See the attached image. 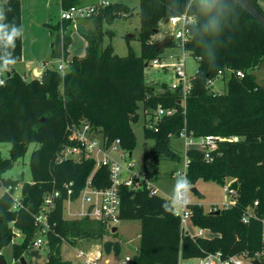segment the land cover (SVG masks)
I'll return each instance as SVG.
<instances>
[{
	"label": "trees",
	"instance_id": "1",
	"mask_svg": "<svg viewBox=\"0 0 264 264\" xmlns=\"http://www.w3.org/2000/svg\"><path fill=\"white\" fill-rule=\"evenodd\" d=\"M79 1L65 0L64 5ZM253 1L261 7L257 0ZM1 2L0 63L11 59L18 62L23 52L21 0ZM224 11L230 27L216 47L203 34L205 17L198 0H140L141 54L130 49L128 55L120 56L112 44L104 42L106 33L113 35V31L104 30V25L130 12L126 3L115 1L86 18L93 22L92 27L78 28L86 40L85 54L73 55L69 60L74 23H47L50 29L62 34L66 74L62 76L51 65L45 67L40 78L24 80L10 65L5 71L6 81L0 85V142L12 144L8 158H3L0 152V189L20 183L2 177V173L24 157L30 143L38 144L30 158L32 179L22 183L23 206L13 209L11 196L4 190L0 195V251L20 233L21 241L13 243V250L17 259L23 256L37 233L34 215L42 205L45 192L55 188L61 190L62 196L50 215L52 230L48 233L45 264H74L63 257V238L73 244L81 238L99 240L105 257L121 253L120 240L106 238L108 223L91 218L68 219L64 215V183L74 182L73 198L77 197L95 167L94 160L66 159L57 163L55 158L65 142L67 125L82 119L88 120L109 142L120 138L122 148L132 152L137 141L132 123L138 120L141 104L149 118L158 106H178L176 113L162 117L157 123L158 130L147 128L145 122L144 135L154 140L151 153L155 159L164 155L180 160L171 139L180 136L184 129L195 137L208 134L238 137L221 141L212 153L211 162L206 161L203 150L187 149L190 162L186 180L194 185L198 179L223 183L226 177H232L239 186L233 202L220 208L219 213L217 209L207 212L201 204H190L192 224L213 233L196 238L182 232L180 219L165 197L152 194L145 186L138 189L121 186L118 219L141 222L139 250L132 255L130 264H178L180 258L193 259L208 253L221 252L223 257H229L241 253L252 256L264 251L262 221L258 218H251L248 223L243 221L247 207L255 201H258L254 207L257 215L264 217V88L251 75L264 60V28L234 0H227ZM184 12L196 21L189 26L190 38L185 48L199 60L185 112L178 103L181 89L172 91L162 82L163 91H159L147 81L145 66L146 61L162 58L164 51L153 46L150 37L154 29L160 30L161 21ZM12 26L21 34L9 42ZM215 54V61L209 62ZM226 69L241 70L244 76L226 75V89L214 92L208 80L217 78L218 72ZM144 171L149 179H154L146 168ZM108 173L107 168H99L93 177L94 184L107 186Z\"/></svg>",
	"mask_w": 264,
	"mask_h": 264
},
{
	"label": "built area",
	"instance_id": "2",
	"mask_svg": "<svg viewBox=\"0 0 264 264\" xmlns=\"http://www.w3.org/2000/svg\"><path fill=\"white\" fill-rule=\"evenodd\" d=\"M65 0H58L60 4L59 21H71L76 22L84 20L93 15H96L100 9L107 7L113 3L110 0H95L93 2H83L80 0L77 3L64 5ZM194 21L193 16L184 12L180 15L170 16L168 18V25H171L169 33L174 35L175 46L180 47L182 53H171L170 58L172 61H165L166 57L155 58L150 61L153 67L163 68L168 70L172 68L174 80L171 83L170 89L175 91L181 89V97L178 103L183 111H186V98L187 94L191 90V79L193 76L187 74L186 70V48L185 44L190 38V25ZM167 34V33H165ZM45 69L46 64L43 63ZM57 68L61 75L64 76L67 71V64L64 58L57 59L53 64ZM50 65V66H51ZM231 73H235L237 76H244V72L237 70L234 72L231 69L220 70L218 72L219 77H224ZM24 80H27L25 76H22ZM209 79L207 84L211 87L214 81L217 79ZM0 80L4 83L6 81V72L0 74ZM3 83V84H4ZM213 90V89H212ZM214 91V90H213ZM216 92V91H214ZM223 90L218 91V93ZM178 111V106H171L165 108L158 106L154 111V114L146 121V127L149 129L158 130L157 123L162 119L164 115H172ZM184 138L185 143V168L182 172L183 183L186 180V170L190 162L186 156V150L190 147L198 148L204 151L205 159L207 162L213 161L212 153L219 147L221 141H233L238 137L223 135L208 134L200 137H195L190 133H187L184 129L181 135ZM65 142L62 144L56 155V162L61 163L66 159H74L81 161L83 159L94 160L95 167L85 182V185L80 190L77 197L73 198L74 194V182H65L64 189H66V198L64 200V215L68 219H83L91 218L96 220H102L106 223H113L118 221V214L120 211V190L121 186L125 185L131 189H138L146 187L152 194H159L160 189L153 184V181L148 178L146 172L143 170L137 171L135 164L132 161V153L124 150L121 146L120 138H116L109 142L107 138L92 127L91 123L82 119L79 123L68 124L66 128V134L64 136ZM131 153V154H130ZM126 162V163H125ZM105 167L108 170L109 184L105 187H98L93 182V177L96 171ZM234 180H236L234 178ZM233 183V182H232ZM225 185L224 189L232 194L236 191L231 187V184ZM22 183L17 185H8L4 187V192L9 194L12 198V208L19 209L23 206L22 203ZM62 196L60 189L53 188L50 191H46L43 196L42 205L37 213H35V224L37 226V233L32 242L33 246L43 247L48 244V233L52 230L50 215L54 211L57 200ZM176 200L180 204V208H174V214L180 219V226L182 232L190 235L192 238L198 236H204L205 229L199 227L197 232H193L190 228L193 226L191 217L193 212L190 208V203H187L185 199V192L183 189H178L176 193ZM258 201L254 202V205L247 207L243 221L248 223L251 218H258L263 223L262 237L264 240V217H259L255 211V206ZM230 205V204H228ZM227 205V206H228ZM66 239L63 238V241ZM71 244L69 240H66ZM64 244V243H63ZM69 251L73 253L76 261L80 264H110L111 260L105 257L100 250H92L86 248V246H80L71 244ZM264 260V251L256 252L254 255L249 256L247 253H241L232 255L229 257H223L221 252L208 253L203 257L193 259L180 258L178 264H255L254 261ZM132 261V255H126L121 262L114 264H130Z\"/></svg>",
	"mask_w": 264,
	"mask_h": 264
},
{
	"label": "rangeland",
	"instance_id": "3",
	"mask_svg": "<svg viewBox=\"0 0 264 264\" xmlns=\"http://www.w3.org/2000/svg\"><path fill=\"white\" fill-rule=\"evenodd\" d=\"M110 1H122L126 3L130 12L127 15H122L117 18L111 24H105L104 30L113 31V35L105 34V44H112L115 53L120 56H126L129 50L132 49L136 54H141L142 41L140 40L141 34V20L139 16L140 0H110ZM257 3L264 10V0H257ZM60 4L54 3L53 0H21V14H22V40H23V58L21 62L16 63L15 70L19 74H23L31 70L32 74L39 76L38 73L43 70V63L46 66H50L52 61L57 59L53 58V49L55 47L58 31L52 30L48 27L47 23L56 24L59 22ZM0 17L3 19V6L0 1ZM0 19V23L2 22ZM72 43L69 46V53L67 59L69 60L73 55L82 56L85 54L86 40L79 33V27H92L93 22L84 19L73 22ZM159 29V28H158ZM171 25H168L165 21L160 22V30L158 33L151 35L153 42L161 39L165 33H169ZM128 35H133L129 37ZM171 53H182L180 47L166 46L161 54L162 57H166L165 61H172L170 58ZM186 70L187 74L193 76L199 66V60L186 51ZM44 71V70H43ZM146 79L150 84L156 85L159 91H163L161 87L162 82H166L168 85L174 80L172 68L164 70L163 68L153 67L151 64L146 68ZM228 76L225 78H217L211 89L218 92L226 89ZM138 120L132 123V127L136 134V146L132 150V161L135 164V169L141 171L146 168L151 176L154 178L153 184L160 189L159 195L165 197L174 208L179 209L180 204L176 200V193L178 189H183L185 192V199L187 203L201 204L208 212L211 209L216 210L227 206L233 202L234 194L224 189L225 185H229L234 181L232 177H226L224 182L216 180L204 181L198 179L194 184L199 191L205 195V198L198 199L191 191V184L187 180L183 183L182 172L185 168V143L182 136H174L171 139V146L177 152L181 158L180 160H173L167 156L160 155L158 159H155L151 153V147L154 144V140L146 138L144 135V125L149 119L148 115H145L142 104L138 109ZM10 142H0V152L3 158L10 156ZM38 147L37 143H30L28 145L26 154L23 158L18 159L12 168L2 173L4 178L17 179L20 183L30 181L32 179V173L30 169V158L33 151ZM158 160V162H156ZM126 163V162H125ZM4 189H0V195ZM109 228L106 238L119 239L122 245V251L118 255H109L111 263L114 264L121 262L126 255H133L139 250L141 222L139 220H118L113 223H108ZM113 227H117L115 231H112ZM193 232H197L199 227L193 225L190 228ZM204 236H212V232L209 229H205ZM20 233L16 234L13 241L2 247L0 253L6 261V264H21V257L16 258L14 256L13 243L20 242ZM63 257L70 259L74 264H80L75 260L73 253L69 251L71 244L66 240L63 242ZM75 245L86 246V248L92 250H100L102 252L101 244L99 240H87L81 238ZM23 257L28 264H45L48 259V249L46 246L37 247L29 246L23 254Z\"/></svg>",
	"mask_w": 264,
	"mask_h": 264
},
{
	"label": "water",
	"instance_id": "4",
	"mask_svg": "<svg viewBox=\"0 0 264 264\" xmlns=\"http://www.w3.org/2000/svg\"><path fill=\"white\" fill-rule=\"evenodd\" d=\"M238 5H240L248 14H250L263 28H264V11L261 7H259L253 0H234ZM168 22V18L165 20ZM155 33L159 32L158 28L154 29ZM132 37L133 35H128ZM174 35L172 33L164 34L163 37L155 42H153V46L156 50L169 46L173 43ZM63 57V44H62V34L58 33L56 38L55 47L53 49V58L61 59ZM145 66H149V61L145 62ZM9 75V74H8ZM251 75L255 77V81L258 86L264 88V60L260 63V65L251 71ZM132 153V152H131ZM130 153V154H131ZM158 162V160L156 161ZM239 183L237 180H234L231 184V187L236 191L238 189ZM190 191L200 200L205 198V195L202 194L199 189L192 185L190 187ZM217 213L220 212V209L216 210ZM117 227H113L112 231H115ZM2 237L1 225H0V240ZM255 264H260V261L255 260ZM0 264H6V261L2 257L0 253ZM21 264H28L25 258L21 257Z\"/></svg>",
	"mask_w": 264,
	"mask_h": 264
},
{
	"label": "clouds",
	"instance_id": "5",
	"mask_svg": "<svg viewBox=\"0 0 264 264\" xmlns=\"http://www.w3.org/2000/svg\"><path fill=\"white\" fill-rule=\"evenodd\" d=\"M201 7L202 14L205 17L204 20V36L210 37L218 47L221 43V37L224 32L229 29L230 22L229 17L225 13L224 9L227 7V0H198ZM2 19V17H0ZM238 17H236V22H238ZM194 23L196 21H193ZM21 34L20 30L12 26L11 31L7 37L8 41L11 42L15 37ZM202 58H204L202 56ZM216 59V54L212 56L209 62H214ZM15 64V60L11 59L7 62L0 63V74L8 70L10 65ZM3 81L0 80V85H3Z\"/></svg>",
	"mask_w": 264,
	"mask_h": 264
},
{
	"label": "crops",
	"instance_id": "6",
	"mask_svg": "<svg viewBox=\"0 0 264 264\" xmlns=\"http://www.w3.org/2000/svg\"><path fill=\"white\" fill-rule=\"evenodd\" d=\"M1 1V0H0ZM93 1H95V0H83V2H93ZM53 2L54 3H59L58 2V0H53ZM122 2V1H121ZM2 3V2H1ZM260 5H262V4H260ZM3 6V5H2ZM263 6V5H262ZM262 8V7H261ZM263 9V8H262ZM1 24V23H0ZM22 58H23V54H22ZM18 62H21V60L20 61H18ZM18 62H15V64H13V68L15 69V65H16V63H18ZM55 61H52V64L54 63ZM43 70H44V68H43ZM43 70H42V72H39L38 73V77L37 78H40L41 77V75H42V73H43ZM22 76H25L26 77V79L27 80H29V79H31V78H36V76H34L33 74H32V72H31V70H28V72H25V73H23L22 74ZM196 203V202H195ZM213 234V233H212Z\"/></svg>",
	"mask_w": 264,
	"mask_h": 264
}]
</instances>
